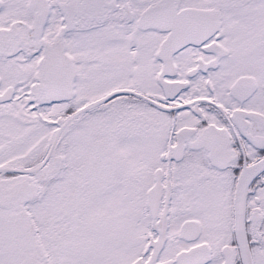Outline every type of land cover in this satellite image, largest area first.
Returning <instances> with one entry per match:
<instances>
[{"label": "snow or ice", "instance_id": "snow-or-ice-1", "mask_svg": "<svg viewBox=\"0 0 264 264\" xmlns=\"http://www.w3.org/2000/svg\"><path fill=\"white\" fill-rule=\"evenodd\" d=\"M0 264H264V0H0Z\"/></svg>", "mask_w": 264, "mask_h": 264}]
</instances>
